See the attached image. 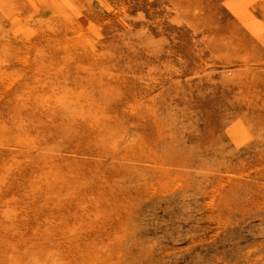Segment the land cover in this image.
Returning <instances> with one entry per match:
<instances>
[{
	"label": "rangeland",
	"instance_id": "374dc122",
	"mask_svg": "<svg viewBox=\"0 0 264 264\" xmlns=\"http://www.w3.org/2000/svg\"><path fill=\"white\" fill-rule=\"evenodd\" d=\"M0 264H264V0H0Z\"/></svg>",
	"mask_w": 264,
	"mask_h": 264
},
{
	"label": "bare ground",
	"instance_id": "6f19581e",
	"mask_svg": "<svg viewBox=\"0 0 264 264\" xmlns=\"http://www.w3.org/2000/svg\"><path fill=\"white\" fill-rule=\"evenodd\" d=\"M230 121V120H229ZM240 121V120H239Z\"/></svg>",
	"mask_w": 264,
	"mask_h": 264
}]
</instances>
